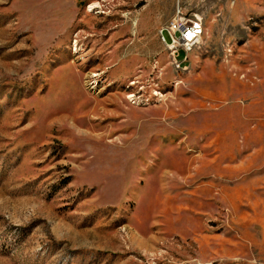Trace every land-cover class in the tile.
Masks as SVG:
<instances>
[{"label":"rangeland","instance_id":"374dc122","mask_svg":"<svg viewBox=\"0 0 264 264\" xmlns=\"http://www.w3.org/2000/svg\"><path fill=\"white\" fill-rule=\"evenodd\" d=\"M0 264H264V0H0Z\"/></svg>","mask_w":264,"mask_h":264},{"label":"built area","instance_id":"2783aa9c","mask_svg":"<svg viewBox=\"0 0 264 264\" xmlns=\"http://www.w3.org/2000/svg\"><path fill=\"white\" fill-rule=\"evenodd\" d=\"M203 33L201 19H186L180 12L177 18L165 27L160 35L163 43L173 52V61L178 63L179 51L188 54L190 48L198 45ZM167 36V37H166ZM181 63V62H180ZM178 68H180L178 66Z\"/></svg>","mask_w":264,"mask_h":264},{"label":"bare ground","instance_id":"6f19581e","mask_svg":"<svg viewBox=\"0 0 264 264\" xmlns=\"http://www.w3.org/2000/svg\"><path fill=\"white\" fill-rule=\"evenodd\" d=\"M93 7H94V6H92V9H93ZM96 7H97V6H96ZM90 12H91V11H90ZM194 47H195V46H194ZM194 47H191V48H190V52L192 51V49H193ZM77 50H78V49H77ZM110 99H111V98H110ZM129 99H130V98H129ZM106 101H107V99H106ZM103 103H104V102H103ZM96 104H97V103H96ZM96 104H95V105H96ZM95 105H94V106H95ZM99 105H101V104L99 103ZM100 109H101V108H100ZM100 109H99V110H100ZM101 110H102V109H101ZM117 110L120 111V108H117ZM103 111H104L103 113H105V115H107V116H109L110 113H111L112 115L115 113L114 110H107V109H106V110H103ZM65 117L67 118V116H64L63 118H65ZM102 117H103V116H102ZM59 120H61V118H60ZM94 120H95V119H94ZM64 121H65V120H64ZM59 122H60V121H59ZM62 122H63V121H62ZM70 125H71V124H70ZM72 126H73V125H72ZM74 128H75V125H74ZM156 128H157V126H156ZM86 132H87V131H86ZM88 134H89V133H88ZM95 135H96V134H95ZM101 135H102V134H101ZM87 136H88V135H87ZM89 137H90V136H89ZM96 137H97V136H96ZM102 137H103V135H102ZM91 138H92V137H91ZM100 139H101V137H100Z\"/></svg>","mask_w":264,"mask_h":264}]
</instances>
